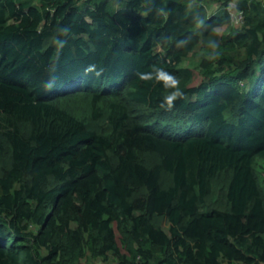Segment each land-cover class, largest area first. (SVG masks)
I'll return each instance as SVG.
<instances>
[{
    "label": "trees",
    "instance_id": "trees-1",
    "mask_svg": "<svg viewBox=\"0 0 264 264\" xmlns=\"http://www.w3.org/2000/svg\"><path fill=\"white\" fill-rule=\"evenodd\" d=\"M0 264H264V0H0Z\"/></svg>",
    "mask_w": 264,
    "mask_h": 264
},
{
    "label": "rangeland",
    "instance_id": "rangeland-1",
    "mask_svg": "<svg viewBox=\"0 0 264 264\" xmlns=\"http://www.w3.org/2000/svg\"><path fill=\"white\" fill-rule=\"evenodd\" d=\"M207 10H208L209 13H212V12H214L216 10V8H215L214 4H210L209 6H207ZM231 13H232V17L235 18V22H238L240 19L236 15L235 10H232ZM237 25L238 24H235L234 22H232V26L233 27H235ZM224 31H225V28H222V29L218 30L220 35H222L224 33ZM192 65H194V64L192 63ZM192 68H194V67H192ZM198 83H199V77H195V81L193 82V84L197 85Z\"/></svg>",
    "mask_w": 264,
    "mask_h": 264
},
{
    "label": "clouds",
    "instance_id": "clouds-1",
    "mask_svg": "<svg viewBox=\"0 0 264 264\" xmlns=\"http://www.w3.org/2000/svg\"><path fill=\"white\" fill-rule=\"evenodd\" d=\"M172 81L173 85L178 84L179 82L175 79H172V77H168ZM181 95V92L179 89H177L175 92H173L171 95L165 97V101L169 107L172 106L173 101L177 98V96ZM163 106V105H162Z\"/></svg>",
    "mask_w": 264,
    "mask_h": 264
},
{
    "label": "built area",
    "instance_id": "built-area-1",
    "mask_svg": "<svg viewBox=\"0 0 264 264\" xmlns=\"http://www.w3.org/2000/svg\"><path fill=\"white\" fill-rule=\"evenodd\" d=\"M232 10H234V9H232ZM235 13H236V11H235ZM236 15H237V16L239 17V19H240V15H238V14H236ZM234 19H235V18H234ZM240 20H241V19H240ZM240 20H239V21H240Z\"/></svg>",
    "mask_w": 264,
    "mask_h": 264
}]
</instances>
